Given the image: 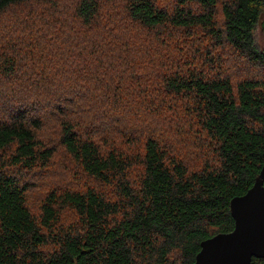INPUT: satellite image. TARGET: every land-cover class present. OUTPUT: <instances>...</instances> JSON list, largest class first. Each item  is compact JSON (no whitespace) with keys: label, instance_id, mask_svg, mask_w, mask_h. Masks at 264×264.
<instances>
[{"label":"trees","instance_id":"trees-1","mask_svg":"<svg viewBox=\"0 0 264 264\" xmlns=\"http://www.w3.org/2000/svg\"><path fill=\"white\" fill-rule=\"evenodd\" d=\"M263 13L0 0V264H193L231 232L264 166Z\"/></svg>","mask_w":264,"mask_h":264},{"label":"water","instance_id":"water-1","mask_svg":"<svg viewBox=\"0 0 264 264\" xmlns=\"http://www.w3.org/2000/svg\"><path fill=\"white\" fill-rule=\"evenodd\" d=\"M229 213L233 230L202 241L193 264H250L264 256V166L252 187L231 199Z\"/></svg>","mask_w":264,"mask_h":264},{"label":"rangeland","instance_id":"rangeland-1","mask_svg":"<svg viewBox=\"0 0 264 264\" xmlns=\"http://www.w3.org/2000/svg\"><path fill=\"white\" fill-rule=\"evenodd\" d=\"M264 20V13L262 14L259 22L257 23L256 27H255V30L253 32V39H254V44L256 46V48L259 50V51H263L264 50V31L262 29V21ZM256 73V71H255ZM35 192V190L31 189V191L29 193H33ZM30 198H33L32 199V203L34 202V200H36L37 197H30ZM38 201V200H37ZM35 201V202H37ZM35 202L33 203V206H35Z\"/></svg>","mask_w":264,"mask_h":264},{"label":"flooded vegetation","instance_id":"flooded-vegetation-1","mask_svg":"<svg viewBox=\"0 0 264 264\" xmlns=\"http://www.w3.org/2000/svg\"><path fill=\"white\" fill-rule=\"evenodd\" d=\"M250 264H264V256L262 258L252 257Z\"/></svg>","mask_w":264,"mask_h":264}]
</instances>
